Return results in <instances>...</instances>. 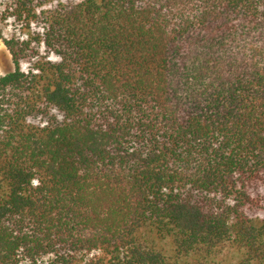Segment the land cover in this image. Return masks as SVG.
<instances>
[{
	"label": "trees",
	"instance_id": "16d2710c",
	"mask_svg": "<svg viewBox=\"0 0 264 264\" xmlns=\"http://www.w3.org/2000/svg\"><path fill=\"white\" fill-rule=\"evenodd\" d=\"M0 15V264H264V0Z\"/></svg>",
	"mask_w": 264,
	"mask_h": 264
},
{
	"label": "rangeland",
	"instance_id": "374dc122",
	"mask_svg": "<svg viewBox=\"0 0 264 264\" xmlns=\"http://www.w3.org/2000/svg\"><path fill=\"white\" fill-rule=\"evenodd\" d=\"M10 3V0H0V14L1 11ZM14 23L11 20L3 21L0 15V30L2 31L3 36L9 37L14 34L23 35V32L20 30L14 29ZM28 64L26 62H22L20 64V69L26 71ZM15 69V64L12 61L11 55L8 52L7 48L4 46L2 40L0 39V74H6ZM26 264V263H22Z\"/></svg>",
	"mask_w": 264,
	"mask_h": 264
}]
</instances>
